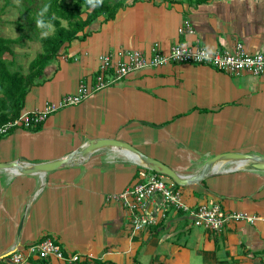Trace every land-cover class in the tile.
<instances>
[{
  "label": "crops",
  "instance_id": "0c3cea01",
  "mask_svg": "<svg viewBox=\"0 0 264 264\" xmlns=\"http://www.w3.org/2000/svg\"><path fill=\"white\" fill-rule=\"evenodd\" d=\"M185 19L193 32L180 34ZM103 20L45 68L21 114L59 103L81 81L93 82L99 57L108 52L134 49L150 56L155 43L168 52L182 42L213 52L241 43L249 53L264 54V0L129 1L114 19ZM38 128L17 127L4 136L0 163L59 160L91 140L116 139L182 175L197 174L199 160L218 154L264 155V77L195 64L148 68L52 113ZM242 164H226L180 187L184 202L264 216V171H230ZM142 173L152 172L112 149L44 175L0 170V262L8 264L14 248L27 256L29 246L49 238L64 256L78 254L91 264H264L263 221L231 223L215 233L170 209L159 224L135 231L128 211L105 199L143 182ZM160 201L149 202L147 211ZM38 259L30 256L27 264Z\"/></svg>",
  "mask_w": 264,
  "mask_h": 264
},
{
  "label": "built area",
  "instance_id": "2783aa9c",
  "mask_svg": "<svg viewBox=\"0 0 264 264\" xmlns=\"http://www.w3.org/2000/svg\"><path fill=\"white\" fill-rule=\"evenodd\" d=\"M192 32L191 22L185 19L179 28V33ZM168 64L205 65L232 76L249 74L255 77H264V54L249 53L241 43H237L232 49L214 52L199 45L193 46L182 42L173 44L168 52L162 51L159 43H155L151 47L150 56L134 49L108 52L100 55L99 67L93 82L81 81L77 91L64 96L59 103H50L43 110L21 114L18 119L1 127L0 135H6L11 129L17 127L26 129L38 127L52 113L68 106L79 105L98 91L119 83L132 73ZM151 172L148 176L144 173L141 174L144 178L143 182H139L121 193L109 194L105 199L107 204L119 203L128 211L130 223L135 231L159 224L170 209L183 211L191 217L195 226L215 233L223 232L231 223L264 222V216L244 211L224 212L216 203L201 204L197 207L189 206L184 202L182 192L175 188L173 182L168 184L163 181L160 174ZM156 197L161 199L160 203L154 212H148L147 204L155 202ZM14 250L8 264H27L30 256H37L39 259L56 258L70 264L82 260L78 254L64 256L60 247L49 238L29 246L27 256L17 248Z\"/></svg>",
  "mask_w": 264,
  "mask_h": 264
},
{
  "label": "trees",
  "instance_id": "16d2710c",
  "mask_svg": "<svg viewBox=\"0 0 264 264\" xmlns=\"http://www.w3.org/2000/svg\"><path fill=\"white\" fill-rule=\"evenodd\" d=\"M129 1L132 4L138 0H103V3L96 8L90 7L89 0H72V2L42 0L37 10L38 7L35 9L32 7L34 0H26L29 5L25 8L24 20L32 24L40 33L49 32L51 27L54 30L51 34L40 38L41 51L30 62L27 73L20 71L13 57V47L20 43L21 38L0 35V128L19 118L30 88L39 83L45 68L57 60L62 50L74 41L84 40L90 36L93 32L91 27L100 17L104 18V22L114 19L121 8L129 5ZM46 4L47 9L41 11ZM41 17L47 22L46 26L38 23ZM6 54H11L12 58H6ZM41 126L42 124L38 127ZM14 129H11L8 134ZM6 135H0V140ZM175 186L176 189L180 188L176 184ZM33 263L47 264L46 259L34 260ZM0 264L4 263L0 262ZM71 264H91V261L85 259ZM94 264L105 263L95 260Z\"/></svg>",
  "mask_w": 264,
  "mask_h": 264
},
{
  "label": "water",
  "instance_id": "95a60500",
  "mask_svg": "<svg viewBox=\"0 0 264 264\" xmlns=\"http://www.w3.org/2000/svg\"><path fill=\"white\" fill-rule=\"evenodd\" d=\"M101 149L115 150L127 159L143 165L148 170L170 178L174 184L180 187H185L203 181L211 174L219 171L217 166L221 163L234 161H240L243 163L235 169H230V171L241 170L247 167L258 171H264V155L256 156L244 153H224L213 156L207 160L199 173L182 175L163 162L143 154L131 144L116 139L91 140L82 148L73 151L59 160L41 163H29L22 160L0 163V170H6L14 174L22 175H44L62 168L81 165L85 163L93 153Z\"/></svg>",
  "mask_w": 264,
  "mask_h": 264
},
{
  "label": "rangeland",
  "instance_id": "374dc122",
  "mask_svg": "<svg viewBox=\"0 0 264 264\" xmlns=\"http://www.w3.org/2000/svg\"><path fill=\"white\" fill-rule=\"evenodd\" d=\"M72 2V0H67ZM42 0H34L32 7L37 10L41 6ZM26 0H0V35L8 38L20 37L21 41L13 47L14 59L19 65V69L23 73H27L30 62L41 51L40 38L46 34H51L53 28L49 32L43 34L38 32L32 24L24 20L25 8L28 6ZM85 17V14H83ZM66 25L65 22H63ZM6 58L11 59V54H6ZM205 160H199L198 168H203ZM228 169V168H227ZM163 181L171 184L172 180L162 176Z\"/></svg>",
  "mask_w": 264,
  "mask_h": 264
},
{
  "label": "clouds",
  "instance_id": "9594fccd",
  "mask_svg": "<svg viewBox=\"0 0 264 264\" xmlns=\"http://www.w3.org/2000/svg\"><path fill=\"white\" fill-rule=\"evenodd\" d=\"M89 3H90V7L91 8H96V7H99L102 3H103V0H89ZM48 5H44V7L41 9V11H44L45 9H47ZM38 23L41 24L42 26H46L47 22L43 19V17H41L39 20H38Z\"/></svg>",
  "mask_w": 264,
  "mask_h": 264
},
{
  "label": "bare ground",
  "instance_id": "6f19581e",
  "mask_svg": "<svg viewBox=\"0 0 264 264\" xmlns=\"http://www.w3.org/2000/svg\"><path fill=\"white\" fill-rule=\"evenodd\" d=\"M130 156H132V155H130ZM132 157H133V156H132ZM234 162H236V161H234ZM237 162H238V161H237ZM230 163H233V162L221 163V164H219V165L217 166V169H220L221 167L225 166L226 164H230Z\"/></svg>",
  "mask_w": 264,
  "mask_h": 264
}]
</instances>
